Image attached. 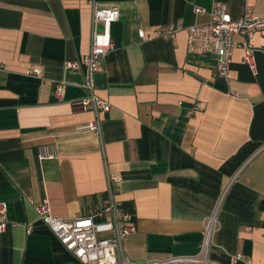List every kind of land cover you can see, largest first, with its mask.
I'll list each match as a JSON object with an SVG mask.
<instances>
[{"label":"crops","instance_id":"obj_1","mask_svg":"<svg viewBox=\"0 0 264 264\" xmlns=\"http://www.w3.org/2000/svg\"><path fill=\"white\" fill-rule=\"evenodd\" d=\"M96 1L120 8L114 48L96 74L97 95L112 105L99 114L100 133L78 130L96 114L73 109L86 96V70L66 66L91 48L89 0H0V203L15 224L0 233V264H85L36 206L92 214L111 173L136 227L117 248L119 261L198 254L215 216L212 259L247 264L234 261L243 254L264 264V32L253 39L256 70L236 49L227 78L217 74V55L188 50L185 29L157 34L162 25L208 22L214 1L234 16L245 4L264 16V0ZM195 102L203 109L190 115ZM52 144L57 157L40 159Z\"/></svg>","mask_w":264,"mask_h":264},{"label":"built area","instance_id":"obj_2","mask_svg":"<svg viewBox=\"0 0 264 264\" xmlns=\"http://www.w3.org/2000/svg\"><path fill=\"white\" fill-rule=\"evenodd\" d=\"M93 8L91 48L82 58L67 62L66 66L85 68L86 96L72 102L73 109L87 111L92 109L96 118L78 126L79 131L100 133L102 121L99 114L108 112L111 103L97 95L96 74L103 70L104 59L114 48L112 25L119 18L117 3L102 4L96 0H89ZM205 8L195 7V12L204 13ZM210 12V20L206 23L194 24L187 27L175 24L162 25L157 34L166 38H174L182 29L187 31L188 50L195 53H213L217 55V74L228 77L233 53L236 49L242 50V60L252 70H256V48L253 44L255 36L264 32V16L255 14L251 4H245L241 14L234 16L228 5L214 1ZM142 39H147L145 30L138 32ZM31 73L39 75L41 70L33 68ZM56 97L59 101L65 99L64 82L57 84ZM201 102H195L188 113L190 115L202 111ZM57 157L54 144L45 146L39 152L40 159ZM119 178L117 174H108V189L102 205L92 214H78L74 217L56 216L53 214L50 203L44 201L36 206L39 219L46 224L50 231L74 256L85 264H220L209 256L211 237L215 230V216L210 219L203 241L202 250L198 254L171 255L162 258H150L144 262H137L128 257L121 261L117 258V248L121 241L135 231L134 215L122 208L117 199ZM15 225L8 219L6 202L0 203V233L9 226ZM29 232L31 227L28 228ZM113 232L112 236H102V233ZM243 260L252 264L250 258L243 254L234 257V261Z\"/></svg>","mask_w":264,"mask_h":264}]
</instances>
